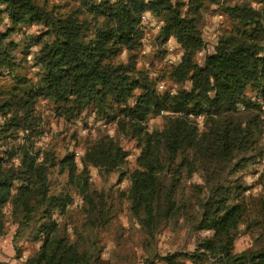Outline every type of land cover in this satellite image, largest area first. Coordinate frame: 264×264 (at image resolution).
<instances>
[{
	"label": "trees",
	"instance_id": "obj_1",
	"mask_svg": "<svg viewBox=\"0 0 264 264\" xmlns=\"http://www.w3.org/2000/svg\"><path fill=\"white\" fill-rule=\"evenodd\" d=\"M209 3L220 0H81L64 13L37 0H0V14L10 21L0 30V74L15 80L0 91L3 129L39 125L40 98L52 101L67 119L92 108L140 147L128 197L143 230L154 237L162 226L184 220L195 231L210 232L193 253H155L143 264H157L156 259L182 264L183 257L264 264V196L246 194L250 186L237 174L264 154V105L247 95L251 88L264 96V0L222 4L234 31L221 34L215 51L200 64L195 61L204 45L199 22ZM148 10L163 17L164 40L175 36L183 49L181 62L170 71L182 84L175 93H160L155 79L138 67V26ZM33 24L42 30L23 44L9 38ZM33 45H39L33 54L39 67L35 81L18 71ZM125 50L127 59L121 60ZM159 115H164L163 127L149 130L145 120ZM198 116H203L202 126ZM127 154L118 139L105 134L89 143L81 170L73 152L57 158L52 149L42 152L27 143L0 152V235L6 233L5 208L10 206L17 224L13 240L27 232L41 242L28 264H111L77 228L73 240L68 226L54 218L72 198L51 192L50 173L56 165L67 173L86 201L84 228L96 229L106 219L105 200L91 188L89 167L113 171ZM195 174L201 182L186 184ZM241 225L259 231L254 250L234 251Z\"/></svg>",
	"mask_w": 264,
	"mask_h": 264
},
{
	"label": "rangeland",
	"instance_id": "obj_2",
	"mask_svg": "<svg viewBox=\"0 0 264 264\" xmlns=\"http://www.w3.org/2000/svg\"><path fill=\"white\" fill-rule=\"evenodd\" d=\"M56 11L69 13L74 11L81 0H37ZM100 1V0H97ZM114 1V0H111ZM237 0H220V3H209L202 11L199 27L204 40L203 47L195 54V61L203 64L206 57L215 51L219 37L224 32H233L234 21L223 11L222 4H233ZM3 8V5H0ZM147 18L141 21L138 28L142 34L141 42L137 48L138 67L146 70L149 76L155 79L157 90L160 93L170 92L172 88L179 90L181 83L170 77L171 67L181 62L183 49L175 36L164 40L162 27L163 17L146 11ZM10 24L6 13L0 14V30L5 31ZM42 30L41 25H27L14 32L9 38L19 41L21 44L28 35L38 34ZM39 45L31 47V54L27 56L26 63L18 68L21 74L29 76L33 81L38 78L39 67L34 63L33 54ZM127 51L120 55L121 60H126ZM177 83V85H176ZM15 84L12 74H0V91L11 88ZM191 82H185L190 87ZM163 85L164 87H160ZM248 97L264 105V96L256 89L248 88ZM1 97V95H0ZM243 110L244 106L239 105ZM264 108V107H263ZM40 114L39 125L34 128H11L4 130L2 122L5 117L0 113V152L12 150L27 143V146L40 149H52L57 158L73 152L78 169H83V156L89 143L99 135L105 134L118 139L127 151L125 161L113 171H104L97 166L89 167L91 188L104 197L105 221L96 229H85L86 201L79 193L75 185L69 182L66 172H61L59 165L51 169L50 190L55 194H68L71 202L65 212L56 210L54 218L59 223L66 224L71 239L76 238L74 229H78L86 236L87 245L99 249L102 259L109 260L111 264H143L146 258L155 253L162 256L175 251L188 253L195 252L200 239L209 236L208 230L195 231L184 220L176 225L162 226L154 237L148 235L138 222L130 209L129 188L130 173L137 168L136 158L140 153V147L134 139L123 136L117 131L116 123L100 117L92 109L88 108L79 117L67 119L58 115L54 103L48 99L40 98L37 103ZM264 118V112L261 114ZM198 121L203 124V118ZM264 122V119H263ZM165 123L164 115L149 116L145 120L149 130L162 128ZM264 152V138L261 145ZM43 153H41L42 155ZM40 155V156H41ZM19 157L14 156L12 162L19 163ZM245 183L250 186L246 194L250 192L256 196H264V154L258 156L256 162H250L245 168L238 171ZM201 177L195 174L188 179L186 184L201 182ZM7 216V229L4 235H0V264H28V259L39 249L41 242L36 241L26 232L16 241L13 240L17 224L13 222L10 214V206L5 208ZM241 233L235 241L234 251L254 250L258 242L259 231H253L246 225H241ZM182 264H213L212 260L203 258L194 260L190 257L181 258ZM157 264H165L163 260L156 259ZM216 264V263H215Z\"/></svg>",
	"mask_w": 264,
	"mask_h": 264
},
{
	"label": "built area",
	"instance_id": "obj_3",
	"mask_svg": "<svg viewBox=\"0 0 264 264\" xmlns=\"http://www.w3.org/2000/svg\"><path fill=\"white\" fill-rule=\"evenodd\" d=\"M145 13H146V11H145V12L143 13V15H142V20H144V18H145V19L147 18V16H146ZM142 20H141V21H142ZM176 85H177V83H176ZM160 87L162 88V87H164V86H163V85H160ZM176 91H177L176 88H175V89L172 88L171 91H170V93H175ZM202 118H203V116H198V117H197V120L200 121L199 119H202Z\"/></svg>",
	"mask_w": 264,
	"mask_h": 264
}]
</instances>
